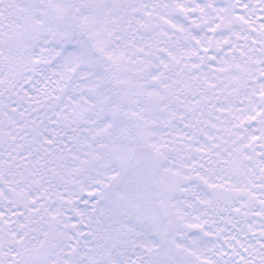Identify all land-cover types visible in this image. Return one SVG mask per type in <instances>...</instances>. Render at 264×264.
<instances>
[{
	"label": "snow or ice",
	"instance_id": "1",
	"mask_svg": "<svg viewBox=\"0 0 264 264\" xmlns=\"http://www.w3.org/2000/svg\"><path fill=\"white\" fill-rule=\"evenodd\" d=\"M0 264H264V0H0Z\"/></svg>",
	"mask_w": 264,
	"mask_h": 264
}]
</instances>
